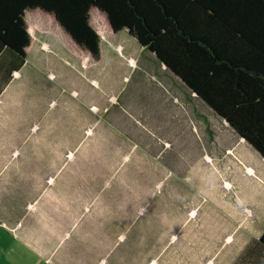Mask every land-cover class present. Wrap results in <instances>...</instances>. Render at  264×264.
<instances>
[{
  "label": "rangeland",
  "instance_id": "rangeland-1",
  "mask_svg": "<svg viewBox=\"0 0 264 264\" xmlns=\"http://www.w3.org/2000/svg\"><path fill=\"white\" fill-rule=\"evenodd\" d=\"M95 11L100 57L89 56L85 75L78 68L87 53L48 19L26 15L32 37L27 74L8 96L27 110L28 145L39 146V185H74V200H91L102 229L106 215L108 245H156L157 258L169 248L174 258L179 245H202V235L236 227L227 213L244 210L252 214L246 221L253 228H263L260 155L125 28L103 36L106 28ZM40 35L51 52L39 51ZM64 51L77 70L59 58ZM64 66L74 73L63 76ZM202 155L213 158L215 169ZM245 164L254 175H240Z\"/></svg>",
  "mask_w": 264,
  "mask_h": 264
},
{
  "label": "trees",
  "instance_id": "trees-1",
  "mask_svg": "<svg viewBox=\"0 0 264 264\" xmlns=\"http://www.w3.org/2000/svg\"><path fill=\"white\" fill-rule=\"evenodd\" d=\"M94 9L106 34L127 28L264 156V0H0V51L8 48L24 60L30 12L58 26L71 46L98 60ZM127 61L134 66L133 57ZM202 159L215 169L213 158ZM243 167L240 175H254L251 167ZM224 187L230 189V182L225 180ZM258 240L264 245V230Z\"/></svg>",
  "mask_w": 264,
  "mask_h": 264
},
{
  "label": "crops",
  "instance_id": "crops-1",
  "mask_svg": "<svg viewBox=\"0 0 264 264\" xmlns=\"http://www.w3.org/2000/svg\"><path fill=\"white\" fill-rule=\"evenodd\" d=\"M104 35L107 37L105 31ZM40 38L39 51L51 52L44 49L47 43ZM58 56L66 57L75 68L68 51ZM27 57L22 61L8 48L0 51L1 264H264V245L258 240L264 225L259 230L253 228L246 221L252 214L244 210L227 213V218L236 220V227H224L215 237L202 235V245H179V254L174 258L171 248L163 251V258H157L156 245H142L143 250L141 245H108L106 215L102 229L101 217L90 207L91 200H74V185L71 190L69 183L62 185L68 189L53 184L43 188L44 180L39 185V146L28 145L31 133L27 110L8 96L20 75L27 74L23 72ZM84 57L85 65H80L78 71L85 75L90 59L87 54ZM48 68L55 78L60 75L54 66ZM64 68L63 76L76 69ZM112 226L116 231L118 224ZM110 241L114 244L117 238L111 237Z\"/></svg>",
  "mask_w": 264,
  "mask_h": 264
},
{
  "label": "water",
  "instance_id": "water-1",
  "mask_svg": "<svg viewBox=\"0 0 264 264\" xmlns=\"http://www.w3.org/2000/svg\"><path fill=\"white\" fill-rule=\"evenodd\" d=\"M60 29V28H59ZM127 29V28H126ZM164 67H165V64L164 63H161ZM180 79V78H179ZM180 81H182L181 79H180ZM184 83V82H183ZM185 85V84H184ZM186 86V85H185ZM187 87V86H186ZM192 93L193 94H195V92H193L192 91ZM241 137V136H240ZM243 140H245L243 137H241ZM252 147V146H251ZM253 148V147H252ZM254 149V148H253ZM259 155H260V157H262V158H264V156H262L256 149H254Z\"/></svg>",
  "mask_w": 264,
  "mask_h": 264
},
{
  "label": "bare ground",
  "instance_id": "bare-ground-1",
  "mask_svg": "<svg viewBox=\"0 0 264 264\" xmlns=\"http://www.w3.org/2000/svg\"><path fill=\"white\" fill-rule=\"evenodd\" d=\"M221 118V117H220ZM221 119H223V118H221ZM224 120V119H223ZM224 121H226V120H224ZM246 141V140H245ZM247 142V141H246ZM248 143V142H247ZM249 144V143H248ZM250 145V144H249Z\"/></svg>",
  "mask_w": 264,
  "mask_h": 264
},
{
  "label": "clouds",
  "instance_id": "clouds-1",
  "mask_svg": "<svg viewBox=\"0 0 264 264\" xmlns=\"http://www.w3.org/2000/svg\"><path fill=\"white\" fill-rule=\"evenodd\" d=\"M166 68V67H165ZM240 137V136H239Z\"/></svg>",
  "mask_w": 264,
  "mask_h": 264
}]
</instances>
